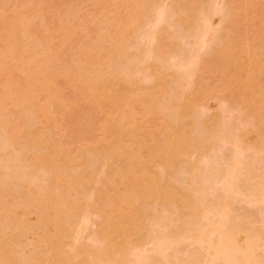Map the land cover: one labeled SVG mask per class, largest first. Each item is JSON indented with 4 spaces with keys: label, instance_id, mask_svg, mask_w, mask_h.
Returning a JSON list of instances; mask_svg holds the SVG:
<instances>
[{
    "label": "rangeland",
    "instance_id": "374dc122",
    "mask_svg": "<svg viewBox=\"0 0 264 264\" xmlns=\"http://www.w3.org/2000/svg\"><path fill=\"white\" fill-rule=\"evenodd\" d=\"M262 26L264 0H0V264H263Z\"/></svg>",
    "mask_w": 264,
    "mask_h": 264
},
{
    "label": "bare ground",
    "instance_id": "6f19581e",
    "mask_svg": "<svg viewBox=\"0 0 264 264\" xmlns=\"http://www.w3.org/2000/svg\"><path fill=\"white\" fill-rule=\"evenodd\" d=\"M24 24V23H23ZM68 26V25H67ZM70 27V26H69ZM264 26H262V31L264 30V28H263ZM65 28V27H64ZM68 29H70V28H68ZM72 29V28H71ZM70 32V31H69ZM71 33V32H70ZM231 35V34H230ZM229 35V36H230ZM12 37V36H11ZM15 37V36H14ZM13 37V38H14ZM235 37V36H234ZM259 44L261 45V46H264V38H261L260 39V42H259ZM258 44V47L260 46ZM16 47H18V45H16ZM16 47H15V51L16 52H19V50H21L19 47H18V49H16ZM18 50V51H17ZM238 50V51H237ZM14 51V52H15ZM15 52V53H16ZM20 53V52H19ZM231 58H235V59H240L241 61H242V63H244L243 61H244V59L246 58L245 56H242V55H240V52H239V48L237 47V49H236V51L231 55ZM249 59V58H248ZM250 60V59H249ZM248 61V60H247ZM248 63H250V62H248ZM251 65V64H250ZM38 73V72H37ZM89 76V75H88ZM89 77H92V75H90ZM107 78V77H106ZM105 78V79H106ZM88 79H90V78H88ZM88 79H86V81H91V79L90 80H88ZM95 79V78H94ZM93 79V80H94ZM116 79H118V78H116ZM123 79V78H122ZM229 79V78H228ZM31 80H32V78H31ZM30 81V80H29ZM31 82V81H30ZM41 82H44V81H41ZM231 82V81H230ZM229 82V83H230ZM34 83V82H33ZM87 83H89V82H87ZM232 83V82H231ZM29 84V83H28ZM27 84V85H28ZM11 85V84H10ZM98 85L99 86H94V87H92V86H87V87H89V92H88V97H90V98H92V99H98V98H101V97H106L107 96V94H108V91L106 90V85L104 84V85H100L99 83H98ZM232 85V87H233V85H234V83L233 84H231ZM231 85L229 86V87H231ZM237 85V84H236ZM240 85L241 84H238L237 86H235L234 85V89H236V91H241V93L242 92H244V90L242 91V89L241 88H243V87H240ZM12 86V85H11ZM26 86V85H25ZM250 86H251V84H250ZM252 86H253V88H254V86L255 85H253L252 84ZM79 87V86H78ZM82 87V90H84L83 88H85V86L83 87V85L81 86ZM86 87V89H85V92H83V95L85 94H87L86 93V91H87V88ZM228 87V88H229ZM239 87H240V89H239ZM25 89V88H24ZM79 89V88H78ZM231 89V88H230ZM23 90V89H22ZM232 90V89H231ZM255 90H257L256 89V86H255ZM28 91V90H27ZM26 91V92H27ZM35 91V90H34ZM234 91V90H233ZM257 91H259V90H257ZM255 91L253 90V93H254ZM236 93V92H235ZM257 93V92H256ZM261 92H259V93H257V94H259V96L262 94H260ZM240 94V93H239ZM239 94L237 93V95L239 96ZM144 96L143 94H140L137 98H138V100L141 98V103H142V101L144 100V97H142V96ZM253 95V94H252ZM254 95H256V94H254ZM35 96V95H34ZM87 96V95H86ZM244 96V94L243 95H241L240 94V96L239 97H243ZM125 97V96H124ZM120 97V98H113V99H111V101L113 102L114 101V105H115V107L117 108V112L119 113V115H116V118L114 117V113H112L111 114V116H112V118H114V119H112V118H110V120H113L112 122L113 123H119V120H117V119H120V123L122 122V120H121V118H120V114H122V113H125V112H128V110L126 109V108H128V106L130 105V100H129V104H128V106L126 107V103H127V101H128V99H129V97H128V95H127V98L125 97ZM246 97H248V96H246L245 95V97L243 98V99H245ZM260 97H262V99H264L263 98V96H260ZM34 98V97H33ZM32 98V99H33ZM121 98H124V99H121ZM131 98V97H130ZM255 98H256V96H255ZM118 99V100H117ZM120 99V100H119ZM125 99H126V101H125ZM143 99V100H142ZM257 99V98H256ZM260 99V98H259ZM34 100V99H33ZM116 100V101H115ZM124 100V101H123ZM145 100L147 101V99L145 98ZM246 100L248 101V102H250V100L251 99H248V98H246ZM245 100V101H246ZM35 101V100H34ZM110 101V102H111ZM189 102H187V103H191L190 102V100H188ZM244 101V100H243ZM246 101V102H247ZM252 101V100H251ZM258 102H259V100H257ZM262 101V100H261ZM32 102V101H31ZM110 102H109V104H110ZM143 102H145V101H143ZM112 104V103H111ZM143 104V103H142ZM147 105V102L146 103H144V105ZM245 104H247V103H245ZM35 105V102H32V105L31 104H28V108L30 107H32V106H34ZM146 105H145V109H146ZM148 105H151V102H150V104H148ZM188 106H189V104H187ZM191 105V104H190ZM38 107V111H39V113L38 114H40V116L41 117H43V116H46L45 118H47L48 117V115H49V112H50V108L49 107H47V108H49L48 110H49V112L48 111H46L47 109H45V108H39L40 106H37ZM46 107V106H45ZM114 107V106H113ZM130 111V110H129ZM132 111V110H131ZM48 112V113H47ZM48 114V115H47ZM51 114V113H50ZM49 117H51V115L49 116ZM48 117V118H49ZM118 117V118H117ZM45 118H43V119H45ZM52 118V117H51ZM50 118V119H51ZM46 120V119H45ZM54 119H52V121H53ZM114 120H115V122H114ZM116 120H117V122H116ZM46 121H48V122H52V121H50V120H46ZM54 122V121H53ZM111 122V121H110ZM166 126V125H165ZM134 130V129H133ZM26 131V130H25ZM186 133V132H185ZM249 133H251V132H249ZM178 134H180V132H178ZM177 134V135H178ZM183 134H184V132H183ZM182 133H181V135H179V140L178 141H181L180 142V144L182 143V144H185L186 143V141L184 140V139H186L184 136H185V134L183 135ZM250 135V134H249ZM187 136V135H186ZM246 136V135H245ZM257 136V135H256ZM184 137V138H183ZM242 138V137H241ZM245 138V137H244ZM181 139V140H180ZM254 139V138H253ZM241 140V139H240ZM243 140V139H242ZM24 141H26V139L24 138ZM254 141V140H253ZM133 142H131V145H133L132 144ZM249 143V142H248ZM182 144L181 145H179L178 144V148H180V149H184V145L182 146ZM135 145V144H134ZM177 145V144H176ZM175 145V149L176 150H172V154H170V156H172L171 158L174 160V157H178V155H177V153H179L180 152V150L178 149V148H176L177 146ZM136 146V145H135ZM181 146H182V148H181ZM132 148V147H131ZM135 148V147H134ZM134 150V149H133ZM137 151V150H136ZM138 152V151H137ZM135 153V150H134V152H133V154ZM124 154V153H123ZM136 154H138V153H136ZM136 154H134V155H136ZM125 155H127V153L125 154ZM177 155V156H176ZM46 156H47V154H45V155H43V157H41V160H43V159H45L46 158ZM128 156V155H127ZM126 156V157H127ZM170 156H169V158L166 160L167 162L169 161V160H171V158H170ZM123 158H125V156H122ZM69 157L67 156V158H63V157H61L60 158V163H58L56 166L59 168V171H60V173L62 172V173H64V169H65V167H66V165H68L69 164V160L71 159H68ZM143 160V159H142ZM236 161H238V160H236ZM145 162V161H144ZM170 162V161H169ZM168 162V163H169ZM68 163V164H67ZM171 163H173L172 162V160H171V162L169 163V165L167 164V166H169L170 167V165H171ZM65 166V167H64ZM172 166V165H171ZM62 169V170H61ZM233 169V168H232ZM235 171V170H234ZM61 173V174H62ZM63 175V174H62ZM151 176V175H150ZM149 176V177H150ZM154 175H152L148 180H147V184H148V186H153V184H155V183H158V181L156 180V177H154ZM232 177H233V175H232ZM83 182V181H82ZM84 182H85V178H84ZM79 183H81V181L79 182ZM229 183V182H228ZM5 184H7V183H5ZM230 184H231V181H230ZM7 186V185H6ZM228 186V185H227ZM161 188L160 187V183L159 184H157V188ZM163 187V186H162ZM228 188H230V187H228ZM6 188L4 187V190H5ZM231 189V188H230ZM229 191V190H228ZM4 193H5V191H4ZM4 193H3V195H4ZM0 195H1V197H0V200H2L3 199V195H2V192H0ZM120 200L121 199H123V198H119ZM124 200V199H123ZM123 200H121L120 202L121 203H125ZM4 201V200H3ZM119 204V203H118ZM124 205V204H123ZM123 205H121L120 207H122ZM117 206V205H116ZM125 210V209H124ZM136 210H138V213H139V210H140V207H138V209H136ZM60 211V210H59ZM59 211L58 210H48V212H46V215H48L47 216V219L48 220H46L47 222H52V223H55V222H60V217H61V215L59 214ZM131 211H129V212H126L125 214H124V218H122V219H120L119 217L120 216H114V217H111L112 219H110L109 218V223H108V221L106 222V225L105 226H103V230H105L104 228H106L107 227V225H108V227L106 228L107 230H105V232L104 233H106V231H108L109 229H112L113 227L114 228H116V227H118L119 226V231L120 230H122V231H124V229H126L127 231V233H128V230H129V225L132 227V225H133V223L136 221V218L138 219L139 218V216L137 217V214H131L130 213ZM48 213V214H47ZM128 213V214H127ZM134 213H136L135 211H134ZM139 215V214H138ZM46 219V218H45ZM61 219H62V217H61ZM62 221V220H61ZM108 223V224H107ZM126 224H127V227H126ZM129 224V225H128ZM121 226V227H120ZM129 227V228H128ZM109 228V229H108ZM114 228H113V230H114ZM128 228V229H127ZM133 228V227H132ZM117 231V230H116ZM126 232H125V235H126ZM104 233H103V235H104ZM109 233V232H108ZM123 233V232H122ZM109 235V234H108ZM108 235H106V237H108ZM122 236H124V233L122 234ZM127 236V235H126ZM126 236H124L123 237V239H122V243H123V240H124V238H126ZM0 237H1V235H0ZM113 237V239H114V236H112ZM118 236L116 235V238H117ZM129 237V236H128ZM116 238H115V242H113V243H115V245L117 246L118 245V243L119 242H116ZM112 239V238H111ZM112 239V240H113ZM120 239V238H119ZM118 238H117V240H119ZM109 240V239H108ZM110 241V240H109ZM114 241V240H113ZM120 242H121V239H120ZM125 242V241H124ZM59 245V243H57L56 242V245ZM120 244V243H119ZM50 246H51V244H50ZM228 248V247H227ZM84 249V248H83ZM245 249H247V248H245ZM244 250V249H243ZM257 251H259V250H257ZM253 252H255V251H253ZM78 253H80V252H78ZM224 254H226L225 253V251L223 252ZM259 253H260V255H259ZM259 253H257V252H255V254L257 255V257L259 258H254V261H256L255 259H258L259 261L262 259L263 260V264H264V252L263 251H261L260 250V252ZM81 254V253H80ZM250 254H252L253 255V253H250ZM261 254H263V256H261ZM70 255V254H69ZM69 255H67V257H70L71 258V256H69ZM79 255V254H78ZM227 255V254H226ZM223 256H225V255H223ZM229 256V252H228V255L225 257V258H227ZM262 257V258H260V257ZM248 257H250V256H248ZM253 258V257H252ZM252 258H250V259H252ZM69 259V258H68ZM72 259V258H71ZM105 259V258H104ZM70 260V259H69ZM83 260H85V259H83ZM262 260L260 261V262H262ZM87 261V260H86ZM251 261V260H250ZM57 263L56 264H70V263H68L67 262V258H66V256L65 255H61V256H58L57 257V261H56ZM79 261H77V263H75V264H79L78 263ZM83 261L82 260H80V264H85V263H82ZM252 262V261H251ZM255 263V262H254ZM257 263H259L258 261L256 262V264ZM71 264H72V262H71ZM74 264V263H73ZM262 264V263H261Z\"/></svg>",
    "mask_w": 264,
    "mask_h": 264
}]
</instances>
